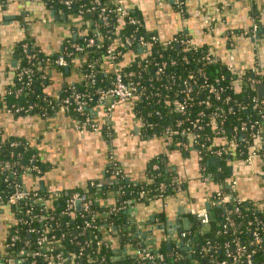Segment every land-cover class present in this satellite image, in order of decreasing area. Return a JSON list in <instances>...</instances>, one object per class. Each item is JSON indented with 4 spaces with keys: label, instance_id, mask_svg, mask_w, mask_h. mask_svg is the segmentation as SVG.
<instances>
[{
    "label": "trees",
    "instance_id": "obj_1",
    "mask_svg": "<svg viewBox=\"0 0 264 264\" xmlns=\"http://www.w3.org/2000/svg\"><path fill=\"white\" fill-rule=\"evenodd\" d=\"M41 1L59 18L65 16L67 20H70V17L78 15L79 24L74 26L73 36L65 39L61 51L51 55L43 53L30 37L17 43L14 47L17 60L15 77L12 84L6 88L10 89V92L0 94V109L8 108L15 115L30 113L49 117L60 110L61 100L70 96L75 90L89 95L91 100L88 101L85 113L90 115V110L98 104L101 90H107L110 86L111 72L105 68L104 61L108 56L109 45L117 42L116 46L122 53L117 62L123 69L126 81L135 83L141 80L143 82V90L139 91V97L135 101L136 115L142 121L143 131L150 136H162L167 128L178 132L171 135L169 139L171 147L180 150L197 149L204 177L208 178L211 174V179L219 184V189L232 196L227 208H238V211L231 215L235 228H224L227 217L226 207L214 202L213 196L216 194L214 192L211 197L208 225L202 226L198 219L190 214L191 227L185 231L188 236L184 241L190 242L193 248H185L175 243H171L168 247V242L164 241L156 249V252L164 254V262L154 264H196L199 261L210 264L212 258L224 259L226 256L223 244L234 241L237 235L233 233L235 229L241 242L246 245L254 241V235L260 236L255 259L258 264H264V206L251 200L238 198L240 200L238 201L237 193L230 186L232 173L229 160L231 158L228 154H224L221 160L214 155L215 151L222 147L216 143L215 139L227 137L231 140L234 137L235 127L242 121L264 123V106L259 109L252 108V99L256 94L258 95V86L264 84V71L256 74L251 70L245 71V77L261 80L255 91L247 88L236 89L233 85L235 75L217 60L209 61L205 65L207 81L198 75L187 78L188 71L195 68L196 60L202 61L204 54L208 51L207 46L191 45L192 49L188 51L178 43L168 45L167 41L159 38L147 51H140L135 43L128 47L129 51H126L123 45L126 39L143 36L150 40L153 35L157 36L153 32L146 31L136 10L128 9L129 15L139 20L141 25H131L121 21L115 9L123 6L116 0H98L100 6H95L93 0H72L70 7H65L59 3V0ZM100 8H105L106 24L99 16ZM255 21L259 26L258 35H264V25L257 19ZM175 37L190 39L187 33ZM89 38L95 40L92 46L86 47L80 53L74 52L73 44L86 46ZM24 45L27 46L26 49ZM145 52L147 56L142 58ZM31 54H34V60L28 59ZM59 54L65 56L69 68L75 67V70L77 72L80 70L81 73L77 81L65 86L58 96L54 97L46 94L45 89L50 83L53 69L65 75L64 68L57 67L55 64ZM131 56L135 57L133 61L128 58ZM185 57L189 59V62L183 60ZM171 60H176V64H172ZM163 62L166 63L165 69L158 75L156 72ZM90 65L96 75L93 84L85 78ZM29 68L34 70L32 80L28 86H25L24 91L17 93V89L24 84H21L16 76ZM184 79L191 84L192 92L187 101L189 106L186 112L179 114L172 109V103L176 99L183 100L181 96L176 95V92L181 89ZM217 80L220 81L218 98L207 92L208 83H216ZM17 108H23V110L16 112ZM27 109L29 110L25 112ZM65 113L73 120L85 119L84 115L72 110ZM188 118L189 120L186 121ZM196 119L199 121L198 125L203 127L198 131L201 137L195 143H190L184 135L180 134V127H176V123L182 121L184 127H189V121ZM212 121L217 123V129L211 127ZM248 132L250 139L248 144L243 145L238 143V138L234 139V142L238 144L237 150L242 153L239 155L242 159H245L249 149L264 131L258 132L257 129L252 128ZM263 151L264 149L259 148V152ZM213 160H216V163H213ZM155 165H158L157 169L154 168ZM33 166H37L44 174L48 165L41 161L38 151L23 139L3 137L0 134V212L4 206H9L16 218V223L11 227L6 240L7 252L11 256L23 258L26 264H47L41 257H34V254L41 250L37 237L44 234L46 228L50 230L46 236L50 244L48 256L52 258L61 256L67 260L66 264H151L134 254H125L120 260H113L115 242L120 248L133 245L136 248L146 249L144 245L138 243V240L131 239L132 231L129 230L127 209L133 203L162 199L185 188L178 174L165 167L161 155L152 160L148 170L149 178L146 181H127L123 173L116 172L110 166L106 172L107 182L95 180L89 182L86 189L63 191V197L54 201L49 208L50 215L53 217L49 220L48 213L42 210L39 202L31 200L14 205L9 204L14 185L24 177L25 168ZM32 190L44 199L50 198L51 192L39 188ZM113 191L118 192L115 203L108 206L101 205L98 197L106 198L107 194ZM73 192L86 193L90 197L88 204L95 215V222H92V227L85 231L83 230L85 223L91 220L87 212L79 209L75 219L64 215L66 197ZM28 209L30 213L27 214ZM31 216L35 218L31 219ZM110 227L113 233L107 234L105 230ZM204 247L208 248L207 253L203 251ZM21 250L25 252L24 256H19ZM230 250L233 251L232 247Z\"/></svg>",
    "mask_w": 264,
    "mask_h": 264
},
{
    "label": "crops",
    "instance_id": "obj_2",
    "mask_svg": "<svg viewBox=\"0 0 264 264\" xmlns=\"http://www.w3.org/2000/svg\"><path fill=\"white\" fill-rule=\"evenodd\" d=\"M116 1L126 9L136 10L146 31L157 34L161 40L187 33L193 45L210 48L222 65L236 70L254 67L264 70V35L252 38L246 33L256 19L264 25V0H185L184 13L176 9L174 0ZM62 17L41 0H0V94L14 80L17 43L30 37L43 53L61 51L65 39L73 36L74 26L80 21L78 15L70 20ZM78 79L75 67L69 68L65 75L53 69L45 92L58 96L65 86ZM105 104H97L90 115L99 124H108L111 136L104 131L77 130L73 119L61 110L42 117L30 113L15 115L0 109V134L23 139L48 165L42 176L25 173L24 184L47 192L86 189L91 181L107 182L110 166L116 172L120 170L127 181H146L152 160L161 155L165 167L178 174L185 188L162 199L131 204L127 209L130 236L146 249L156 250L164 241L184 246L180 233L190 229L191 211L210 208L219 184L211 179V174L204 177L195 149L180 150L171 147L164 135L146 134L136 115L134 100L118 105L111 112ZM215 141L222 145L229 139L218 137ZM255 145L264 149V132ZM229 164L232 177L238 179L237 196L264 206V158L256 157L248 164L236 153ZM117 194L109 192L106 198L98 200L101 205H112ZM15 223L10 207L4 206L0 212V264H26L7 252L6 240ZM135 251L133 245L120 248L115 242L113 259L120 260Z\"/></svg>",
    "mask_w": 264,
    "mask_h": 264
},
{
    "label": "built area",
    "instance_id": "obj_3",
    "mask_svg": "<svg viewBox=\"0 0 264 264\" xmlns=\"http://www.w3.org/2000/svg\"><path fill=\"white\" fill-rule=\"evenodd\" d=\"M174 1H175L176 9L179 12L183 13L185 10V7H184L185 6V0H174ZM59 3H61L65 7H70L72 5V0H59ZM93 4L95 6L101 5L100 1H98V0H93ZM104 11H105V8H100L99 16L101 17L102 21H104V23L106 24L107 23L106 22L107 16L105 15ZM115 12L117 13L118 18L121 21H125L126 23L131 24V25H141L139 20H137L135 17L129 15V11L125 7L119 6L115 9ZM258 29H259V26L257 25L256 21H254L251 29L246 33L250 34V36L252 38H256L258 35ZM158 40H159V37L156 35H153L150 38V40L141 36V37H138L136 39H126L124 41L123 45L126 47V51H129L128 47L132 46L135 43L140 48V51L143 52V51H147L149 48H151L153 45V42H156ZM94 43H95L94 38H89L86 46L73 44L72 47H73L74 52L80 53L86 47H90ZM116 43L109 45V47L107 48V55L108 56H107V59L104 61L105 68L111 72V83H110V86L107 90H104V91L101 90L100 96L98 98V105L105 104V102H107L105 104V107L110 112L115 107H117L118 105L124 104L130 100L136 101L137 98L139 97V91L143 90V82L141 80H139L138 82H135V83H131L130 81L129 82L126 81L123 69L117 62L119 57L122 56V53H121V51L118 50ZM173 43L180 44L181 46H183L188 51H190L192 49V47H190L191 45L194 46L191 39H183V38L178 39L177 37H173V38L167 40L168 45H171ZM26 48H27V46L24 45V49H26ZM32 50H33V48H32ZM51 54H53V53H51ZM145 56H147L146 52H145V55L142 56V58H144ZM28 59L34 60V54L29 55ZM183 60L186 62H189V59L187 57L183 58ZM213 60L215 61L216 57H215L214 53L212 52V50L210 48H208V51L206 54H204L202 61L199 62L197 59L196 64H195L196 65L195 68L188 71L187 78H192L193 75H198L199 77L204 78L207 81L208 77H207V73L205 71V65L209 61H213ZM171 62H172V64H176V60H171ZM55 64L57 67H62V68L68 67L67 60L63 54L58 55V57L55 61ZM165 64L166 63L163 62L162 64L159 65L156 74L160 75L161 73H163V70L165 69ZM227 69L229 71H231V73L234 74L236 77V79L233 81V85L236 89L247 88V89H251V90L255 91L257 88V85L259 83H261L260 79L245 77V71L246 70H241V69L236 70L232 67H227ZM260 71H264V70L260 69L258 67H254L251 69V72H253L255 74L259 73ZM78 73L80 74L81 71L79 70ZM33 75H34V70L32 68L26 69L25 71H21L17 74V76H16L17 80L21 84L22 83L24 84L20 88L17 89V93L24 91L25 86L29 85V82L32 80ZM85 78H87V80L91 84H93L95 82L96 75H95V72L93 71V68L91 65L89 66V71L85 75ZM172 79L174 80V78H172ZM218 87H220V81L219 80H217L216 83H214V82L208 83L207 92L209 94L214 95L216 98H218L219 92H220L218 90ZM9 90L10 89H6L5 93L10 92ZM191 92H192L191 84H189L188 80L184 79L181 89L176 92V95L181 96L183 98V100L177 101V99H176V100H173V103H172V109L175 112H177L179 114H183L186 112V108H188V106H189L187 101L191 97L190 96ZM157 95H158V93H157ZM90 100L91 99H90L89 95H84L80 92H76L75 90H73V92L70 96L65 97L64 99L61 100L60 110L63 111L64 113L70 112L72 110L76 113H79V114L85 116V119L83 121L73 120L74 127L77 130H79L81 132L104 131L106 135L111 136V129H110L108 124H105V125L99 124L98 122H96L92 119L91 115L85 113L87 105H88V101H90ZM262 106H264V98H259V96L256 94L252 99V108L253 109H256V108L259 109ZM29 109H31V108H29ZM29 109L25 110V112L28 111ZM5 110L7 112L12 113L10 111V109H8V108ZM21 110H23V108H17L16 112H20ZM156 114H159V112H156ZM188 120H189V118L186 121H188ZM198 123H199V121H198V119H196L195 121H189V127H184L183 122L178 121L176 123V127H180V134L182 136L184 135L190 141V143H195L196 140L200 139V137H201L200 134L198 133V131L203 128L201 125H198ZM210 125L213 129L218 128L217 123H215V121H212L210 123ZM263 125H264V123H261L260 121H255V122H251L250 120L242 121L238 126L235 127L234 137L231 140H229L228 143L222 144L221 145L222 147L220 149L216 150L214 155L217 158L220 157L222 160L224 154L225 155L228 154V157H230V158L232 156H234L236 153L238 155L242 154L241 152H239L237 150L238 144L234 142V139L238 138V140H239L238 143L246 145L250 142L249 141L250 140L249 139V132H248L249 129L254 128V129H257L258 132H259V130L264 131ZM176 133H178V132L174 131L172 128H167L163 135L169 140L171 138V135H174ZM196 151L198 153L197 149H196ZM256 157L264 158V151L259 152V148H257V146L254 144L249 149L247 155L245 156V161L248 164H252L253 160ZM229 162H230V160H229ZM154 168L157 169L158 165H155ZM24 171H25V173L30 172L32 174H36L37 176L43 175V173L41 172V170L37 166L26 167ZM117 172L120 173L121 171L117 170ZM237 184H238L237 177H235V176L232 177L230 180V186H231V189L233 191L236 190ZM179 191H181V190H178L177 192H179ZM61 197H63V193L61 191L60 192L55 191V192H51L50 198L48 200L44 199L42 196H39L36 193V191L28 188L24 184L23 180L20 179V181H18L14 185V190L9 197V204L14 205V204H17L18 202H22V201L26 202V201H31V200L35 201V202H39L42 206V210H44V211H46V213H48L47 218L49 220H52L53 217H52V215H50L49 208L52 206L54 201H57ZM213 197L215 198L213 200L216 204L226 207L227 217L225 220V227L224 228H228V227L229 228H235V224L231 218V215L234 212H237L238 208L237 207L234 209L227 208L228 203L232 199V196L230 194L222 192L219 189L218 191H216V194ZM236 198L241 199L239 196L238 197L236 196ZM239 199H238V201H240ZM78 201L80 202V209L87 212L91 217V220L86 222L84 227H83V230L85 231L88 228L92 227V222L93 223L95 222V215L90 210L89 204H88V201H90V197L86 193L73 192V193L69 194L66 197V205H65L64 215L67 217H70L71 219H75L77 217V211H79V210H77V206H76V203ZM28 213H30L29 209L27 210V214ZM191 214L194 215L196 217V219H198V221L200 222V224L202 226L208 225V223L210 221V212L208 209L193 210V211H191ZM35 216H37V215H35ZM35 216H31V219H34ZM49 231L50 230L48 228H46L45 233L41 234L37 237V243H38V246L40 247L41 250L37 251L34 254V257H41L44 261H46L47 264H66L67 260L61 256H57L55 258L48 256L47 252L49 251L48 247L50 246V244H49V240L46 238V236H47ZM105 231L107 234L113 233V229L111 227L107 228V230H105ZM233 233L237 234L234 241L233 242H226L223 244V248H224L226 257L224 259H221V260L212 258L210 260V264H258L256 259H255V255H256L257 249L259 248L258 244L260 242V236L257 234L254 235V241H252L250 243V245H246V244L241 242L239 234H238V232H236V229L233 230ZM180 236L185 239V238H187L188 234H187V232L183 231L180 233ZM231 245H234V246H231ZM184 246L186 248H190V249L193 248L190 242H185ZM231 247H232L233 251L230 250ZM203 251L205 253H207L208 248L204 247ZM24 255H25V252L23 250H21L19 252V256H24ZM134 255L136 257L140 258L141 260L147 261L151 264L163 263L164 259H165V256L163 253L156 252V250H153V249H142L140 247L136 248ZM19 259L21 261L25 262L23 258H19Z\"/></svg>",
    "mask_w": 264,
    "mask_h": 264
},
{
    "label": "water",
    "instance_id": "obj_4",
    "mask_svg": "<svg viewBox=\"0 0 264 264\" xmlns=\"http://www.w3.org/2000/svg\"><path fill=\"white\" fill-rule=\"evenodd\" d=\"M64 70H65V72L66 73H68V71H69V67H65L64 68ZM258 96H259V98H264V84H260L259 86H258ZM76 206H77V210H79L80 209V202L78 201L77 203H76ZM210 208H208V210H209ZM131 211H133V210H131V209H129V212H131ZM138 231V230H137ZM140 233V232H139ZM168 247H170V244H168ZM119 258H116V259H113V260H118Z\"/></svg>",
    "mask_w": 264,
    "mask_h": 264
}]
</instances>
